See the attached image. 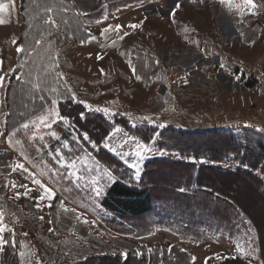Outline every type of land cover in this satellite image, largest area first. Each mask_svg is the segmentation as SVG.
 I'll use <instances>...</instances> for the list:
<instances>
[{
    "label": "rangeland",
    "instance_id": "obj_1",
    "mask_svg": "<svg viewBox=\"0 0 264 264\" xmlns=\"http://www.w3.org/2000/svg\"><path fill=\"white\" fill-rule=\"evenodd\" d=\"M180 1L182 9L176 12V24L172 23L168 16L175 0H160L157 9L150 10V19L145 24V30L138 32L136 36L119 39L125 40L121 41L123 47L134 43L149 44L156 53L157 62L160 60L166 64L167 74L160 72L163 70L161 65L156 66L157 81L153 86L143 87L141 83L132 81L125 62L127 56L121 51V46H113L106 58L98 60L97 46H80L66 32L58 30L56 33L54 42L60 63L58 79L63 82L67 95L75 94L70 103L85 108L91 114H83L82 117L83 127L88 128L91 133L75 124L74 118L62 114L71 110L69 102L64 99L66 104L62 106V110L55 103L40 115L55 110L65 117V120L51 116L47 121L48 126L39 121L30 123L40 116L37 115L26 122L29 125L27 129L20 126L10 131L5 138L6 143H0V148L9 150L10 142L25 156L28 165H31V169H28L27 164L26 167L22 164L27 171L16 167L14 172L13 167V175L10 176L13 195L9 192L7 194L10 199L21 204L22 199L18 200L14 196L19 197L21 191H25L27 195L23 198L28 197L35 202L23 207L24 221L20 222L15 216L17 213L13 217L3 213V221L0 220L6 225V230L2 233L14 230L27 232L25 242L29 250L25 251V254L28 259L38 256V264H77L80 260L76 255L69 256L60 249L62 241H72L74 234L67 230L57 231L52 223L50 208L53 205L55 207V197L58 195L63 204V207L60 204V212L69 213L65 209H74L73 212L78 215L74 218L84 222L86 220L87 223L91 221L93 229L90 233L108 244L112 238H117L114 231L116 228H139L149 221L154 231L137 237L138 242L145 245L180 244L192 253L194 264H263L254 231L249 221L240 214L236 219V226L233 227L216 218H207L203 225L195 226L199 230L196 235L181 226V221L170 222L164 213L153 212L145 218L131 220L121 217L103 205L107 191L115 180H124L133 186L141 185L148 170V176L156 183L173 182L185 175L172 161L212 164L207 159H196L192 155L187 156L170 149L168 129L171 126L189 131L222 128L238 134L247 128H256L264 133V126L255 127L251 122L255 120L264 124V80L259 86L251 89L240 82L232 84L222 72L212 69V61L207 62L199 55L197 49L185 46L188 43L185 36L190 32L202 37L211 35L231 51L232 55H241L251 68H264V0H254V9L245 6L244 0L231 1L230 7L224 5L226 8L213 1L194 0L197 2L194 4L187 3V0ZM80 2L85 5L91 3L89 0ZM235 5H243L245 10L236 8ZM241 11H244L245 16L239 17L235 14ZM21 15L23 21L22 7ZM129 16L132 18V14ZM233 18L250 20L249 25L246 21L245 26L241 23L238 27L251 34L250 42L238 40L235 34L225 27V22ZM4 31L7 32L3 33H8L9 28ZM9 33L12 39L19 40L18 35L13 36V28ZM232 57L230 55L228 59L231 61ZM206 65L210 66L208 70ZM9 67L12 70L11 77L14 66ZM185 71L187 76L183 78ZM162 76L172 79L170 88H164ZM2 77L5 82L10 79L5 77L4 71ZM169 103L173 106L167 107ZM97 108L107 109L108 112L96 111ZM4 111L7 112L6 105ZM145 117L150 120L144 119ZM241 118H249V121H238ZM145 133L147 135L143 136ZM84 134H87L88 139L84 138ZM99 138H103L100 143ZM105 144L109 147H105ZM164 144H167L168 148L163 147ZM139 145H147L151 151L137 156ZM113 148L115 152L111 150ZM163 159L165 163H162ZM133 163L139 165L138 175L137 170L130 167ZM221 166L230 170L238 169L241 167V158L233 155L221 163ZM207 176L215 179L214 175ZM33 179L40 180L55 196L50 200H40L43 189L35 184ZM223 179H226V182L222 181L226 183L224 189L235 194L237 200L260 226L264 254V194L246 178ZM97 188L101 191L99 196L96 195ZM198 220L201 221L200 218ZM75 242H79L78 238ZM90 250V256L111 254L100 248ZM96 264H101L100 260Z\"/></svg>",
    "mask_w": 264,
    "mask_h": 264
},
{
    "label": "trees",
    "instance_id": "obj_2",
    "mask_svg": "<svg viewBox=\"0 0 264 264\" xmlns=\"http://www.w3.org/2000/svg\"><path fill=\"white\" fill-rule=\"evenodd\" d=\"M21 7L23 21L18 46H24V51L17 55L14 73L6 88L7 133L52 107L53 101H56L61 109L66 104L64 102L66 99L71 110L62 114L74 118V123L90 134L91 131L82 125L81 114L85 116L91 114L85 108L70 103L72 96L70 93L67 95L63 82L58 79L60 63L54 42L58 30L51 20L55 19L62 23L66 21V18H74L75 15L45 11L47 7L52 9L60 7L73 11V7L67 0H22ZM59 27V31H65L64 23ZM2 73L3 69L0 65V76ZM243 80L247 87H254L257 84L254 77L246 78L243 75ZM37 83L40 85L39 88L35 87ZM77 116L79 118H76ZM168 130L170 149L187 156L192 155L196 159H207L212 164L199 165L186 160L172 161L185 175L173 182L156 183L148 176V170L141 185L133 186L124 180H115L107 191L103 205L112 212L120 214L121 217L131 220L145 218L153 212L164 213L169 217L170 222L181 221V226L193 231L196 235L199 234V230L195 226L203 225L207 218H216L233 227L236 226V219L240 214L249 221L254 231L259 254L264 264L260 226L237 200L235 194L224 189L226 183H222L226 180L223 179L225 177L246 178L258 186L259 192L264 194V178L262 177L264 176V133L256 128H247L241 134L222 128L189 131L171 126ZM146 135L147 133L143 136ZM102 141L103 138H99L98 143ZM162 146L168 148L167 144ZM233 155L241 158V167L235 170L223 168L221 163L226 162ZM14 158L12 151H0V203L7 215L13 217L17 213L18 215L15 216L21 222L25 218L23 207H28L29 203L35 200L24 197L21 202L23 206H21L20 203L9 198L7 193ZM161 161L166 162L164 159ZM168 162L171 161L168 160ZM207 175H214L215 179H210ZM60 198L58 195L55 197V207L53 205L50 208V216L57 231L67 230L74 234L72 241L70 239L62 241L60 249L69 256L73 254L72 256L79 257L77 264H96L99 260L101 264H194L192 253L180 244L145 245L138 242L137 237L154 231L149 221L144 222L139 228H116L114 231L117 233V238H112L108 244L90 233L93 229L91 221L85 223L74 218L78 215L73 211L60 212ZM38 212L37 210V214ZM199 218L201 221L198 220ZM26 233L18 230L0 232V240L4 242L0 264H38L40 262L38 256L28 259L25 254V251L29 250L25 242ZM76 238L79 242H75ZM91 248H100L111 254L100 257L90 256ZM121 253H127L126 258Z\"/></svg>",
    "mask_w": 264,
    "mask_h": 264
},
{
    "label": "crops",
    "instance_id": "obj_3",
    "mask_svg": "<svg viewBox=\"0 0 264 264\" xmlns=\"http://www.w3.org/2000/svg\"><path fill=\"white\" fill-rule=\"evenodd\" d=\"M70 2L73 7V11L71 9L54 7L52 12H60L63 15H70L72 12L75 15L73 17L66 18L65 22L59 23L55 21L54 25L57 30L60 29V24L64 23L65 31L71 38L78 43L80 46H91L99 48V52H97L98 60H102L106 58L108 55V51L113 48V46H121V51L127 57H125V62L127 63V67L130 70L131 79L134 82H139L143 87L145 86H153L157 81L156 75V66L161 65L160 72H164L167 74V66L163 61H158L156 59V53L153 51L152 47L149 44H132L129 47H123V43L119 40L121 37L125 38L127 36L135 35L140 31L145 30V24L150 19L149 13L151 9H157L158 2L160 0H89L91 3L89 5L82 4L80 0H67ZM167 1V0H165ZM187 3L194 4L197 3L196 0H187ZM201 2L213 1L217 5H221L223 7H228V0H200ZM237 1V0H231ZM21 2L22 0H0V3L8 4V10L6 12L0 13V19L4 20V23L0 24V63L3 71L7 66H14L16 64V58L18 55L17 48L18 41L12 39V35L10 36L9 32L11 28H13V36H19V27L22 24V15H21ZM226 2V3H225ZM225 3V4H224ZM179 4V8L176 5ZM225 5V6H224ZM225 7V8H226ZM230 7V6H229ZM237 8V7H236ZM243 10L244 6L241 5ZM178 9H182V1L175 0L173 7L169 10L168 16L172 23L176 24L175 15ZM228 9V8H227ZM142 13V15H140ZM61 14V15H62ZM129 14H132V18H130ZM236 15L242 17L244 15V11L236 12ZM129 16V17H127ZM245 16V15H244ZM251 23L250 20L243 19L239 20L236 18L231 19L229 22H225V27L231 30L238 40L242 42H250L252 40L251 34L245 33L240 28H238L241 23L245 26ZM68 25V26H67ZM117 25L121 26L117 29ZM130 25H137L138 27H130ZM8 33L4 30H8ZM105 29H108L105 31ZM241 30V31H240ZM7 34V35H6ZM136 36V35H135ZM95 37V39H92ZM134 37V36H133ZM187 40V48H194L199 51V55L202 56L207 62L212 61V69L217 70L227 78L231 80L232 84L235 82H240L246 88H256L260 85V83L264 80V68L257 67L251 68L250 64L243 58L241 55H232V52L226 49V47L220 43L216 37L209 35L208 37H202L193 35V33H188L185 36ZM16 41V43H13ZM121 44V45H120ZM247 45L250 46L249 43ZM101 51V52H100ZM119 51V50H117ZM120 52V51H119ZM233 56V60H229L228 57L230 55ZM224 58V59H223ZM210 66L206 65V69L208 70ZM187 71V70H186ZM183 78H186L187 72ZM186 75V76H185ZM243 75L248 77H254L257 80V84L254 87H247L244 84ZM139 77V79L137 78ZM162 80L164 81V88H170L172 79H168L167 77L162 76ZM8 82L3 81V84L0 86V143H6L5 138L8 137V133L6 130V112L4 111L5 106V94ZM228 121H237V119H227ZM249 121V118H241L238 121ZM144 122L146 120H143ZM255 127L257 125L261 128L264 126L261 122H257L255 120H251ZM262 125V126H261ZM11 146L9 150L14 153V172H16V167L20 164H23L27 168L31 169V165H28L27 159H25L24 155L21 154L19 150H17L10 142ZM1 150H6L0 148ZM27 158V157H26ZM13 172V173H14ZM13 175V174H12ZM12 180V179H11ZM32 181L31 179H29ZM35 180V179H33ZM12 182H9L8 192L12 196ZM18 200L22 199L25 191H21ZM5 210L3 209L0 203V220L3 221V213ZM9 216V215H8ZM11 217V216H9ZM2 223V222H0ZM3 246L0 245V247Z\"/></svg>",
    "mask_w": 264,
    "mask_h": 264
},
{
    "label": "snow or ice",
    "instance_id": "obj_4",
    "mask_svg": "<svg viewBox=\"0 0 264 264\" xmlns=\"http://www.w3.org/2000/svg\"><path fill=\"white\" fill-rule=\"evenodd\" d=\"M13 2H14V0H13ZM228 2H229V5L231 6V0H228ZM244 5L245 6H249V7L253 8V9L256 7V5L254 3V0H244ZM179 6H180L179 4L176 5L177 8H179ZM235 7L240 8L241 5H235ZM7 10H8V4L0 3V13L6 12ZM45 11L46 12H52L53 9L51 7H47L45 9ZM51 22L53 24L55 23L54 20H51ZM2 23H4V20L3 19H0V24H2ZM116 27H117V29H119L121 26L117 25ZM130 27H138V26L137 25H130ZM107 30L108 29H105V31H107ZM92 39H95V37H92ZM121 39H123V37H121ZM13 43H16V41H13ZM17 51L18 52H23L24 51V46L18 47L17 48ZM0 63H2V61H0ZM101 71H103V70H101ZM137 78L139 79V77H137ZM3 79L4 78L2 76H0V85H2ZM185 82H187V81H185ZM35 87L39 88L40 85L37 83L35 85ZM72 98L73 99L75 98V94L74 93L72 94ZM41 99H43V97H41ZM53 103L55 104L57 102L56 101H53ZM96 111L108 112L107 109H100V108H97ZM109 114H111V113H109ZM51 116H55V117H57V118H59L61 120H65L66 119L65 117L60 116V114H59L58 111L49 110L46 114L38 116L36 120L30 121V123L35 124V123H37V121H39L40 123H44L46 126H48L47 125V121H48V119ZM81 116L83 117V114H81ZM144 119L150 120V118H147V117H145ZM28 126L29 125L27 123L24 124V125H22V127L25 128V129H27ZM163 126L164 125H159V127H163ZM84 138L85 139H88L87 134H84ZM105 147H109V145L108 144H105ZM138 147H139L140 151H137V153H136L137 156H141L143 154V152L151 151V149L148 148L147 145H139ZM111 150L115 152V149L114 148L111 149ZM125 162L127 163V161H125ZM17 167H19L20 169H23L24 171H27L26 169H24V166L22 164L18 165ZM130 167L136 169L137 170V175H138V173H139V165L136 164V163H133V164L130 165ZM110 178H111V176H110ZM34 183L37 184V185H39L43 189V195H41L39 197L40 200H44V199H49L50 200V199H52L55 196V193L50 188H48L45 185H43L40 180L36 179V180H34ZM100 194H101V191H100L99 188H97L96 189V195L99 196ZM18 195H19V193H18ZM24 195H27V192H25ZM61 207H63V204H61ZM65 211H74V209H65ZM41 219H43V218L41 217ZM85 223H87L86 220H85ZM5 230H6V225H3L2 223H0V232H3ZM3 243L4 242L2 240H0V245H2ZM21 255H23V254H21ZM121 255L126 258L127 253H121Z\"/></svg>",
    "mask_w": 264,
    "mask_h": 264
},
{
    "label": "built area",
    "instance_id": "obj_5",
    "mask_svg": "<svg viewBox=\"0 0 264 264\" xmlns=\"http://www.w3.org/2000/svg\"><path fill=\"white\" fill-rule=\"evenodd\" d=\"M11 69H10V67L9 66H7L6 68H5V70H4V75H5V77H7V78H9L10 77V75H11ZM173 105L172 104H167V107H172Z\"/></svg>",
    "mask_w": 264,
    "mask_h": 264
}]
</instances>
